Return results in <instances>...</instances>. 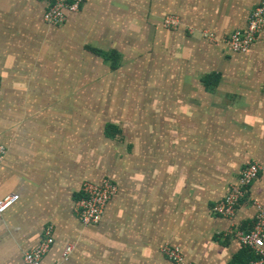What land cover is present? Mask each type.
Instances as JSON below:
<instances>
[{
    "label": "crops",
    "instance_id": "1",
    "mask_svg": "<svg viewBox=\"0 0 264 264\" xmlns=\"http://www.w3.org/2000/svg\"><path fill=\"white\" fill-rule=\"evenodd\" d=\"M54 1L0 0V199L20 195L0 215V264H27L49 225L42 264H174L165 245L191 264H246L233 233L253 228L264 173L233 219L214 207L248 162L264 166V33L245 54L222 39L261 0H86L51 26ZM105 178L117 192L84 226L82 186Z\"/></svg>",
    "mask_w": 264,
    "mask_h": 264
},
{
    "label": "built area",
    "instance_id": "2",
    "mask_svg": "<svg viewBox=\"0 0 264 264\" xmlns=\"http://www.w3.org/2000/svg\"><path fill=\"white\" fill-rule=\"evenodd\" d=\"M86 0H55L45 14V21L51 26L64 25L69 13H77L82 10ZM163 24L168 29H176L181 25L178 16H164ZM264 33V0H261L250 13L248 24L245 29L234 31L224 37L222 43L234 53L245 54ZM204 37L216 43L218 37L212 32H204ZM7 155V148L0 143V165ZM264 173V166L252 161L243 168L239 181L234 184L227 196L214 207V212L224 218L233 219L242 202L250 194L252 184ZM117 192L116 184L108 179L100 183L86 182L83 184L80 197L75 203V212L84 226H96L103 217L107 203ZM20 200V195L11 194L0 199V215H4L12 206ZM256 209L255 224L249 231H237L233 233L237 241L250 249L255 259L246 264H264V204L254 201ZM55 243L54 227L49 225L44 230L40 245L25 253L24 259L27 264H42L46 255ZM72 247H68L64 253V260H68L72 253ZM163 254L174 264H191L186 261L182 250L173 245H165Z\"/></svg>",
    "mask_w": 264,
    "mask_h": 264
},
{
    "label": "trees",
    "instance_id": "3",
    "mask_svg": "<svg viewBox=\"0 0 264 264\" xmlns=\"http://www.w3.org/2000/svg\"><path fill=\"white\" fill-rule=\"evenodd\" d=\"M52 1H54V0H52ZM89 49L91 50V51H93L94 53H96V54H98V55H100V56H102V57H104L108 62H109V65H110V67L111 68H116L117 67V65H118V54H117V52L116 51H103V50H101V49H99V48H96V47H91V46H89ZM113 129V127H111V126H109L108 128H107V131H108V135L109 136H111L112 134H111V130ZM115 134H113L112 136H114ZM249 252H252L250 249H248V248H246ZM253 259H255V256L254 255H251V256H249V259H248V261H251V260H253ZM247 261V262H248Z\"/></svg>",
    "mask_w": 264,
    "mask_h": 264
}]
</instances>
